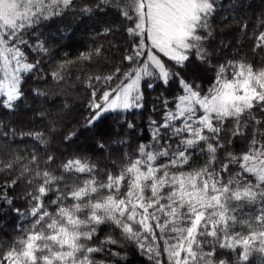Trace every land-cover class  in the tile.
I'll use <instances>...</instances> for the list:
<instances>
[{"label": "snow or ice", "instance_id": "1", "mask_svg": "<svg viewBox=\"0 0 264 264\" xmlns=\"http://www.w3.org/2000/svg\"><path fill=\"white\" fill-rule=\"evenodd\" d=\"M74 2L0 0V107L14 110L25 97L22 73L40 72L43 61H28L27 54L33 49L36 56L47 54L46 41L40 36L25 39L29 29L34 32L41 20L62 15ZM218 7L217 0H96L94 6H82L86 16L108 8L118 11L129 22L126 30L132 41L124 57L130 71L117 67L111 74L90 78L106 87L96 89L89 84L94 90L85 131L108 113L141 110V81L146 78H154L164 87L174 79L180 94L171 101L174 110L168 108L167 99L161 101L165 106L161 120L149 118L150 143L141 144L136 158H129L127 166L116 174L101 173L86 156L73 154L58 160L54 154L44 158L33 154L35 169L25 166L22 175L29 174L30 185L38 181L35 190L28 193L30 214L35 219L17 248L0 253V264H20L21 260L23 264H104L94 259V254L119 257L115 248L122 245L112 236L98 245L90 242L99 226L109 222L120 230L122 239L149 252L156 264H160L156 229L171 264H252L254 254L264 256V209L252 218L238 213L245 201H264V70L256 71L247 62L225 61L213 68V82L202 93L195 82L173 71L158 55L162 53L178 69L193 57L209 64L211 53L206 44L213 37L212 19ZM145 37L151 42L148 48ZM255 41L254 50L264 48V32ZM99 52L97 49L96 54ZM54 75L58 78L59 73ZM33 95L41 93L33 89ZM128 127L135 125L128 123ZM249 132L245 152L229 150L234 139L247 138ZM225 134L229 137L226 142ZM28 135L46 143L44 133ZM76 135L68 134L65 142ZM97 147L103 150L104 145ZM195 150L207 156L206 162L202 168L185 173L181 169ZM232 166L240 170L234 176L230 174ZM244 174L254 176L257 182L248 183ZM101 175L104 179L98 178ZM15 183L13 180L9 186ZM122 187L126 191L122 192ZM52 192L56 193L51 201L55 212H49L44 203ZM0 199L12 202L3 189ZM149 221L155 223V229ZM136 225L142 231L135 230ZM218 248L235 253V258L216 260Z\"/></svg>", "mask_w": 264, "mask_h": 264}, {"label": "trees", "instance_id": "2", "mask_svg": "<svg viewBox=\"0 0 264 264\" xmlns=\"http://www.w3.org/2000/svg\"><path fill=\"white\" fill-rule=\"evenodd\" d=\"M116 2L122 3L123 0ZM95 3L96 0H75L73 6L62 15L41 20L35 26L36 30L33 32L29 29L30 35L25 36V39L30 41L33 37L40 36L46 41L47 54L36 56L34 49L27 54L28 61L33 59L43 61L40 72L22 73L25 97L16 104L14 110L9 111L0 107V189H3L12 201L9 204L0 199V253L7 254L8 251L17 248V242L24 239L35 219L30 214L32 202L28 198V193L35 190L38 181L34 180L30 185L29 174L22 175L25 166L35 169L36 166L31 163L33 154L41 158L54 154L58 160L73 154L86 156L99 167L101 173L116 174L121 167L127 166L126 161L129 158H136L141 144L150 143L149 118L161 120L165 112V106L161 101L167 99L168 108L174 110L175 106L171 101L180 94L178 82L173 79L167 87H164L158 80L146 78L141 81L143 93L141 110H130L124 114L108 113L107 118L99 121L94 128L84 130L88 105L94 90L89 84L93 83L96 89L106 87L100 82L90 81V78L111 74L117 67H120L122 72L131 70L129 62L124 60L132 46L126 30L129 22L112 8L100 12L94 11L90 16L81 12L82 6H94ZM217 4L219 7L212 19L213 37L206 44L207 51L211 53L209 64H202L193 57L183 69H178L174 67V62L161 57V60L173 71H179L186 79L195 82L202 93H206L213 82L216 75L213 68L225 61L247 62L251 63L256 71L264 70V48L254 50L255 37L264 32V0H217ZM105 29L110 31L105 32ZM97 49L100 50L99 55L96 54ZM89 55L91 59L83 58ZM141 59L143 60V57ZM56 73H59L58 78L54 75ZM118 83L119 81H116V84ZM149 83H153L154 87L149 88ZM68 84L74 88L65 90ZM116 84L112 86L115 87ZM33 89H38L41 95L34 96ZM99 94L97 90V95ZM74 97H77L79 102L75 108L69 106ZM62 101L63 107H61ZM33 103L37 107L33 108ZM45 108L49 110L48 113H44ZM71 111L73 113H70L72 115L67 118L68 121L62 122L60 117ZM30 112L35 113L31 123L27 120ZM128 123H133L135 127L129 128ZM60 125H62L61 130L58 128ZM227 126H231L230 122ZM35 132L44 133L46 143H38L28 135ZM72 132H76L77 135L71 141L65 142V136ZM90 133L93 137H90ZM88 135L92 141L88 142ZM250 136L251 132L247 138L234 139L229 150L236 154L245 152ZM228 139L225 134V142ZM79 142L82 148L72 147L68 151H59L61 146H71ZM99 143H103V150L97 147ZM218 156L223 158V154ZM206 159L205 154L195 150L189 158V163L181 170L188 173L200 169ZM8 164L12 167H5ZM40 167L43 170V165ZM239 171L238 167L232 166L230 174L234 176ZM98 178L104 179V176ZM244 178L250 184L257 182L250 174H244ZM13 180L16 181L15 185L9 186ZM121 191H126V188L122 187ZM55 198V192L49 193L44 198L49 212L57 210L56 205L51 203ZM262 209H264V201L257 198L255 201H245L241 204L238 213L244 218H252L259 215ZM149 222L155 229V223ZM135 230H141L140 226L136 225ZM241 230L237 228V231ZM156 234L160 264H171L168 255L163 251L165 245L163 240L159 239L158 229ZM107 236H112L122 245L115 248L120 256L94 254V259L98 262L156 264V259H150L149 252L141 250L135 242L122 239L120 230L111 222L100 225L97 236L90 243L98 245L100 240ZM149 242L151 241H145V243ZM234 258L235 253H230L227 249H217L216 260L231 261ZM262 261L264 256L253 255L252 264H262ZM20 264H23V260Z\"/></svg>", "mask_w": 264, "mask_h": 264}, {"label": "rangeland", "instance_id": "3", "mask_svg": "<svg viewBox=\"0 0 264 264\" xmlns=\"http://www.w3.org/2000/svg\"><path fill=\"white\" fill-rule=\"evenodd\" d=\"M144 43H145L146 48L150 47L151 42L148 41L146 37L144 38ZM153 51H155V50H153ZM158 55H162V56H163L162 53H160V54H158ZM143 59H145V57H144ZM200 66H201V67H204L203 65H200ZM66 86H67V88L64 87L65 90H66V89H67V90H69V89L72 90V89L74 88V86H69V84L66 85ZM71 98H72V97H71ZM78 105H79V102H78V100H77V97H74L73 102H71V105H69V106L75 108V107H77ZM34 107H37V105L33 103V108H34ZM61 107H63V101H62V103H61ZM44 111H45L44 113H48L49 110H48L47 108H45ZM62 113H63V112H62ZM62 113H61L60 115H62ZM70 113H73V112H72V111H71V112H68V113H66L64 116L60 117V118H61V121H62V122H67V121H68L67 118H69V116L72 115V114H70ZM33 116H35V113H31V112L27 115V120H28L29 123L32 122ZM66 120H67V121H66ZM63 126H65L64 123H63ZM58 128H59V129L62 128V125H60ZM58 128H57V129H58ZM59 129H58V130H59ZM58 130H57V131H58ZM60 130H61V129H60ZM52 131H53V130H52ZM51 133H52V132H51ZM89 135H90V137H93V136H91V135H92L91 133H90ZM89 135H88V137H87L88 142H89V141H92V139L89 137ZM72 147L82 148V147H81V142H79V143H75V145H71V146H64V147L61 146L60 149H59V148H58V149H59L60 152H64V151H68V150L72 149ZM18 148H19V147H18ZM55 154L57 155V151H56ZM107 160H108V159H107Z\"/></svg>", "mask_w": 264, "mask_h": 264}]
</instances>
